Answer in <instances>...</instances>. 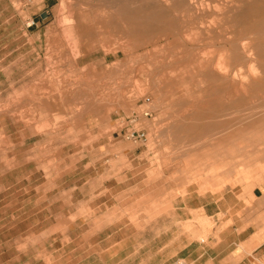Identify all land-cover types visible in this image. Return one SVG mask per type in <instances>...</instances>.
I'll return each mask as SVG.
<instances>
[{
    "label": "rangeland",
    "instance_id": "1",
    "mask_svg": "<svg viewBox=\"0 0 264 264\" xmlns=\"http://www.w3.org/2000/svg\"><path fill=\"white\" fill-rule=\"evenodd\" d=\"M82 1L0 0V264H264V0Z\"/></svg>",
    "mask_w": 264,
    "mask_h": 264
},
{
    "label": "bare ground",
    "instance_id": "2",
    "mask_svg": "<svg viewBox=\"0 0 264 264\" xmlns=\"http://www.w3.org/2000/svg\"><path fill=\"white\" fill-rule=\"evenodd\" d=\"M65 1V0H64ZM86 1V0H85ZM85 1H82V2H85ZM96 1V0H95ZM94 1V2H95ZM108 1V0H107ZM111 1V0H110ZM113 1V0H112ZM116 1H118V0H116ZM121 0H119V2H120ZM141 1V0H140ZM147 2H148V0H146ZM171 1V2H170ZM169 2H170V4H171V6H172V10L174 11V12H176V13H179V12H186L185 14L186 15H188V13H192V12H197V10L199 9V5H197L201 0H199V2H197V1H195V0H170ZM207 1V0H206ZM205 1V2H206ZM251 1V0H250ZM249 1V2H250ZM254 1V0H253ZM70 2H71V0H70ZM89 2H90V0H89ZM99 2V1H98ZM100 2H102V1H100ZM104 2H105V0H104ZM119 2H116L117 4H115V5H118V4H120ZM125 2H126V0H125ZM136 2V1H135ZM143 2V1H142ZM145 2V1H144ZM235 2V1H234ZM69 3V2H68ZM72 3V2H71ZM92 3V2H91ZM105 3H108V2H105ZM111 3V2H110ZM115 3V2H114ZM113 3V4H114ZM121 3H123V1H121ZM138 3V2H137ZM154 3V2H153ZM200 3H202V2H200ZM208 3V2H207ZM211 3V2H210ZM217 3V2H216ZM215 3V5L214 6H219V5H217ZM253 3V2H252ZM94 4H96V3H94ZM101 4V3H100ZM109 4V3H108ZM148 4V3H147ZM155 4V3H154ZM214 4V3H213ZM212 4V5H213ZM236 4V3H235ZM70 5V4H69ZM97 5V4H96ZM95 5V6H96ZM139 5H140V3H139ZM158 6H160L159 4H157ZM201 5V4H200ZM207 5H209V4H207ZM206 5V6H207ZM220 5H222V4H220ZM74 6V5H73ZM72 6V7H73ZM101 6V5H100ZM120 6H121V4H120ZM119 6V7H120ZM123 6V5H122ZM141 6V5H140ZM162 6V5H161ZM224 6V5H223ZM226 6H227V4H226ZM91 7V6H90ZM89 7V8H90ZM99 7V6H98ZM110 7V6H109ZM113 7V6H112ZM124 7H127L128 8V6H124ZM130 7H132V6H130ZM129 7V8H130ZM142 7V6H141ZM150 7H152V5L150 4ZM154 7V6H153ZM201 8H204L202 5L200 6ZM209 6H207V8H208ZM215 7V8H216ZM249 7H250V4H249ZM97 8V7H96ZM140 8V7H139ZM138 8V9H139ZM145 8V7H144ZM148 8V7H147ZM146 8V9H147ZM214 8V9H215ZM226 8H228V7H226ZM233 8V7H232ZM239 8V7H238ZM91 9H93V6L91 7ZM102 9V8H101ZM111 10H112V8H110ZM115 11L117 10V8L115 9V8H113ZM131 9V8H130ZM130 9H128V10H130ZM133 9V8H132ZM132 9H131V13H133L132 12ZM146 9H144V10H146ZM152 9V8H151ZM151 9H148L149 11L151 10ZM165 9V8H164ZM169 9V8H168ZM219 9H221V8H219ZM94 10V9H93ZM92 10V11H93ZM99 10H100V7H99ZM99 10H97L96 11V9H95V12H99ZM121 10H125V8H122L121 7ZM121 10L119 11V9L117 10V11H119L120 12V14H121V17H123L122 16V13L124 12H122L121 13ZM154 10V9H153ZM153 10H151V11H153ZM155 10H157V9H155ZM155 10L153 11V16H155V14L157 13V12H155ZM161 10H163V7H162V9ZM160 9L158 10V11H161ZM171 10V9H170ZM210 10V9H209ZM217 10H218V7H217ZM116 11V12H117ZM126 11V10H125ZM137 11V10H136ZM138 11H141V10H138ZM138 11L137 12H135V14L136 13H138ZM151 11H150V13H151ZM166 11H168V10H166ZM202 11H203V9H202ZM219 11V10H218ZM231 11V10H230ZM237 11H238V9H237ZM239 11H241V10H239ZM238 11V12H239ZM71 12V11H70ZM101 12H102V10H101ZM110 12V11H109ZM108 12V13H109ZM142 12V11H141ZM141 12H140V14H141ZM146 12V11H145ZM164 12V11H163ZM201 12V11H200ZM227 12H228V10H227ZM244 12H245V10H244ZM252 12L253 13H255L256 14V16H258L259 18H261V20L262 21H264V5H262V4H260V5H255L254 4V8L252 9ZM251 12V13H252ZM103 13V12H102ZM118 13V12H117ZM115 14V15H119V14ZM150 13H149V15H150ZM167 13V12H166ZM171 13H173L172 11H171ZM231 13V12H230ZM232 13H234V12H232ZM240 13H242V11L240 12ZM71 14V13H70ZM93 14V13H92ZM91 14V15H92ZM95 14V13H94ZM128 14V13H127ZM126 14V15H127ZM168 14V13H167ZM167 14H166V16H167ZM170 14V13H169ZM228 14H229V12H228ZM238 14V13H237ZM96 15V14H95ZM128 15H131V14H128ZM142 15V14H141ZM201 15V14H200ZM240 15V14H239ZM72 16V15H71ZM97 16V15H96ZM108 16H110L109 14H108ZM139 16V15H138ZM146 16H147V14H146ZM164 16H165V13H164ZM172 16V15H171ZM234 16H235V14H234ZM248 16V15H247ZM253 16V15H252ZM255 16V15H254ZM255 16V17H256ZM68 17V16H67ZM93 17V16H92ZM101 17V16H100ZM103 17V16H102ZM113 17V16H112ZM145 17V16H144ZM144 17H142V19L144 20V21H142L143 23L145 22V18ZM150 17H151V19H152V15H150ZM157 17V16H156ZM160 17H161V15H160ZM197 17V16H196ZM212 17V16H211ZM231 17V16H230ZM66 18V17H65ZM69 18H70V16H69ZM73 18V17H72ZM159 18V17H158ZM219 18V17H218ZM228 18V17H227ZM248 18V17H247ZM263 18V19H262ZM75 19V18H74ZM130 19V18H129ZM150 19V20H151ZM153 19H154V21H158V20H156L154 17H153ZM152 19V20H153ZM161 19V18H160ZM167 19V18H166ZM175 19H177V18H175ZM255 19H257V18H255ZM114 20V19H113ZM117 20V19H116ZM165 20V19H164ZM178 20V19H177ZM209 20H211V19H209ZM245 20H246V18H245ZM110 21V20H109ZM130 21V20H129ZM160 21V20H159ZM176 21V20H175ZM213 21V20H212ZM219 21V20H218ZM252 21V20H251ZM254 21H256V20H254ZM262 21H260V22H262ZM70 22V21H69ZM85 22V21H84ZM98 22V21H97ZM101 22V21H100ZM112 22V21H111ZM114 22H116V21H114ZM121 22V21H120ZM122 22H124V21H122ZM148 22H149V19H148ZM153 22V21H152ZM151 22V23H152ZM162 22H164L163 21V19H162ZM172 23H173V21H171ZM211 22V21H210ZM215 22V21H214ZM258 22H259V20H258ZM117 23V22H116ZM129 23V22H128ZM153 23H155L156 24V22H153ZM161 23V22H160ZM168 23V22H167ZM170 23V22H169ZM202 23V22H201ZM211 23H213V22H211ZM256 23V22H255ZM70 24V23H69ZM74 24V23H73ZM79 24V23H78ZM105 24V23H104ZM127 24V23H126ZM133 24V23H132ZM135 24V23H134ZM146 24V23H145ZM150 24V23H149ZM161 24H163V23H161ZM186 24H187V21H186ZM219 24V23H218ZM239 24V23H238ZM66 25V24H65ZM137 25H139V23L137 24ZM146 25H148V24H146ZM164 25V24H163ZM175 25V24H174ZM179 25V24H178ZM189 25V24H188ZM68 26V25H67ZM113 26V25H112ZM114 26H116L115 24H114ZM125 26V25H124ZM140 26V25H139ZM139 26H137V28L139 27ZM150 26V25H149ZM156 26H158V25H156ZM168 26V25H167ZM190 26V25H189ZM225 26V25H224ZM101 27V26H100ZM119 27V26H118ZM163 27V26H162ZM164 27H165V25H164ZM175 27L177 28V25H175ZM221 27V26H220ZM249 27V26H248ZM70 27L68 26V28L67 29H69ZM72 28H73V26H72ZM80 28V27H79ZM127 28V27H126ZM142 28V27H141ZM159 28H161L160 27V24H159V27H158V29ZM213 28V27H212ZM233 28V27H232ZM253 28V27H252ZM259 28V27H258ZM257 28V29H258ZM263 28V27H262ZM74 29V28H73ZM73 29H72V31H73ZM99 29H101V28H99ZM157 29V28H156ZM157 29V31H159ZM174 29V28H173ZM180 29V28H179ZM223 29V28H222ZM228 29V28H227ZM115 30V29H114ZM143 30V29H142ZM178 30V29H177ZM196 30V29H195ZM224 30V29H223ZM255 30H256V28H255ZM97 31V30H96ZM99 31V30H98ZM147 31V30H146ZM150 31V30H149ZM174 31H176V30H174ZM193 31V30H192ZM261 30H258V32H260ZM69 32V31H68ZM119 32V31H118ZM177 32V31H176ZM205 32H207V31H205ZM239 32H241V31H239ZM252 32H254V31H252ZM257 32V31H256ZM256 32H254V34H255V36L257 37V35H256ZM258 32H257V34H258ZM70 33V32H69ZM96 33V32H95ZM187 33V32H186ZM226 33V32H225ZM71 34V33H70ZM119 34V33H118ZM121 34H122V32H121ZM158 34V33H157ZM185 34V33H184ZM210 34V33H209ZM212 34V33H211ZM260 34H264V33H260ZM72 35V34H71ZM152 35V34H151ZM206 35V34H205ZM220 35V34H219ZM229 35V34H228ZM244 35V34H243ZM143 36V35H142ZM141 36V37H142ZM218 36V35H217ZM246 36V35H245ZM249 37L248 39H249V41H248V39H246V38H238L237 37V39L235 40V44L234 45H236V46H240L241 48H242V52H244L245 54H248V56L250 55H255V60L254 61H256V62H262V60H264V39L262 40V42H260V43H256L257 41H254L255 39H256V37ZM115 37H118V36H115ZM123 37H125V36H123ZM122 37V38H123ZM149 37H151V36H149ZM243 37V36H242ZM81 38V37H80ZM145 38V37H144ZM228 38V37H227ZM226 38V39H227ZM84 39V38H83ZM126 39V38H125ZM124 39V40H125ZM148 39V38H147ZM159 39V38H158ZM157 39V40H158ZM205 39V38H204ZM209 39V38H208ZM259 39V38H258ZM132 40V39H131ZM149 40H151V38L149 39ZM231 40V39H230ZM244 40H246L247 42H244ZM102 41H103V39H102ZM123 40H121V42H122ZM126 41V40H125ZM127 41H129L130 42V40H127ZM163 41V40H162ZM205 41V40H204ZM208 41V40H207ZM129 42H127V43H129ZM188 42V41H187ZM201 42V41H200ZM139 43H141V42H139ZM232 43V42H231ZM142 44V43H141ZM207 45V44H206ZM211 45V44H210ZM104 46V45H103ZM140 46V45H139ZM187 46V45H186ZM160 47H162V46H160ZM207 47V46H206ZM211 47V46H210ZM217 47V46H216ZM225 47V46H224ZM104 48V47H103ZM159 48V47H158ZM202 48V47H201ZM203 48H205V47H203ZM208 48V47H207ZM212 48H214V47H212ZM225 48H227V47H225ZM232 48V47H231ZM206 49V48H205ZM211 49V48H210ZM233 49V48H232ZM157 50V49H156ZM192 50H194V49H192ZM204 50V49H203ZM207 50V49H206ZM213 50V49H212ZM218 50V49H217ZM165 51V50H164ZM198 51V50H197ZM208 51V50H207ZM214 51V50H213ZM220 51V50H219ZM219 51H218V53H219ZM227 51H229L228 49H227ZM226 51V52H227ZM202 52H205V51H202ZM209 52V51H208ZM222 52H225V51H222ZM207 52H205L204 54H206ZM210 53V52H209ZM212 53V52H211ZM201 54V53H200ZM222 54V53H221ZM223 54H225V55H229V54H231V53H223ZM201 55H203V53L201 54ZM210 55V54H209ZM216 56H218V55H220V53L217 55V54H215ZM139 56V55H138ZM172 56V55H171ZM190 56V55H189ZM203 57V56H202ZM220 57V56H219ZM227 57V56H226ZM225 57V58H226ZM221 59V58H220ZM227 59L229 60V58L227 57ZM231 59V58H230ZM240 59V58H239ZM245 59H246V57H245ZM225 60V59H224ZM153 61V60H152ZM155 61V60H154ZM253 60H250V62H252ZM75 62V61H74ZM150 62V61H149ZM162 62V61H161ZM174 62V61H173ZM223 62V61H222ZM226 62V61H225ZM229 62V61H228ZM238 62H241V61H238ZM249 62V61H248ZM248 62H246V64L245 65H249L248 64ZM147 63V62H146ZM213 63V62H212ZM230 63V62H229ZM131 64V63H130ZM137 64V63H136ZM164 64V63H163ZM172 64V63H171ZM216 64V63H215ZM215 64H213V65H215ZM232 64V63H231ZM150 65V64H149ZM166 65V64H165ZM168 65V64H167ZM218 65H219V60H218ZM232 65H234V64H232ZM263 66V65H262ZM216 67H218L217 65H216ZM221 67H223V66H221ZM221 67H218V69H220ZM238 67H240V68H242L241 66H238ZM248 67V66H247ZM198 68V67H197ZM200 68V67H199ZM249 68V67H248ZM253 68L254 67H252V71H255L257 68H255L254 70H253ZM263 68V67H262ZM213 69H215V68H213ZM223 69V68H222ZM225 69V68H224ZM223 69V70H224ZM243 69V68H242ZM250 69V68H249ZM249 69H247V72L249 71ZM260 69V68H259ZM258 69V70H259ZM158 70V69H157ZM222 70V71H223ZM236 70H237V68H236ZM235 70V71H236ZM161 71H162V69H161ZM167 71V70H166ZM226 71V70H225ZM242 70H240V72H241ZM250 71H251V69H250ZM252 71H251V73H252ZM205 72V71H204ZM218 72V71H217ZM263 72V71H262ZM229 73H232V72H229ZM236 73H239V72H236ZM246 73V72H245ZM250 73V72H249ZM248 73V74H249ZM255 73V72H254ZM256 73H257V71H256ZM264 73V72H263ZM220 74H222V73H220ZM240 74V73H239ZM247 73H246V75H248ZM205 75V74H204ZM224 75V74H223ZM228 75V74H227ZM242 75H244V74H241V77H242ZM217 76H219V75H217ZM226 76V75H225ZM224 76V77H225ZM239 77H240V75H238ZM237 76V77H238ZM251 76V75H250ZM252 76H254V74H252ZM183 77V76H182ZM238 77V78H239ZM240 77V78H241ZM247 77V76H246ZM200 79V78H199ZM205 79V78H204ZM219 79V78H218ZM222 79V78H221ZM246 79V78H245ZM192 80V79H191ZM216 80V79H215ZM229 80V79H228ZM234 80V79H233ZM240 80V79H239ZM244 80V79H243ZM251 80V79H250ZM255 80V79H254ZM256 81V80H255ZM241 82V81H240ZM246 82V81H245ZM199 83H202V82H200L199 81ZM183 84V83H182ZM251 85V84H250ZM261 85V84H260ZM263 86V85H262ZM247 87V86H246ZM253 87H255V86H253ZM76 88V87H75ZM229 88V87H228ZM241 88V87H240ZM78 90V89H77ZM261 90V89H260ZM237 90L235 89V92H236ZM77 92V91H76ZM80 92V91H79ZM252 92V91H251ZM250 92V93H251ZM254 92V91H253ZM60 94V93H59ZM82 94V93H81ZM210 94V93H209ZM236 94H237V96L238 95H240V94H238V92H236ZM244 94H247L246 92L244 93ZM73 95H74V93H73ZM76 95V94H75ZM78 95V94H77ZM253 95V94H252ZM256 95V94H255ZM259 95V94H258ZM160 96V95H159ZM250 96V95H249ZM60 97V96H59ZM78 97V96H77ZM224 97V96H223ZM238 97H240V96H238ZM248 100V99H247ZM251 100V99H250ZM241 101V100H240ZM239 103V102H238ZM242 103V102H241ZM250 103H252V102H250ZM234 104H235V101H234ZM255 104H257V102L255 103ZM225 106V105H224ZM233 109V108H232ZM237 109H239V108H237ZM237 109H236V111H237ZM197 110H198V108H197ZM200 110H201V108H200ZM233 111H234V109H233ZM239 111V110H238ZM237 111V113H239V112H241V111H239L238 112ZM243 113V112H242ZM245 113V112H244ZM250 113V112H249ZM248 114V113H247ZM251 115V114H250ZM253 115H254V113H253ZM258 115V114H257ZM244 116H246V115H244ZM259 116H260V114H259ZM258 116V117H259ZM262 116H264V115H262ZM255 117H256V115H255ZM251 118H254V117H251ZM260 118H261V116H260ZM263 118V117H262ZM246 119V118H245ZM250 119V118H249ZM251 121V120H250ZM261 121V120H260ZM221 123V122H220ZM213 125V124H212ZM250 125H252V124H250ZM211 127V126H210ZM215 127V126H214ZM252 127V126H251ZM216 129V128H215Z\"/></svg>",
    "mask_w": 264,
    "mask_h": 264
},
{
    "label": "built area",
    "instance_id": "3",
    "mask_svg": "<svg viewBox=\"0 0 264 264\" xmlns=\"http://www.w3.org/2000/svg\"><path fill=\"white\" fill-rule=\"evenodd\" d=\"M150 101L149 97H146L144 99V104H148ZM142 114L144 116L150 115V111L148 109H142ZM138 113L134 114L131 119L129 120L130 122H135L138 119ZM125 136L127 139L131 140L134 143H139V144H146L148 142L149 136L146 130L142 128H136L134 125L129 126V128L126 129Z\"/></svg>",
    "mask_w": 264,
    "mask_h": 264
},
{
    "label": "crops",
    "instance_id": "4",
    "mask_svg": "<svg viewBox=\"0 0 264 264\" xmlns=\"http://www.w3.org/2000/svg\"><path fill=\"white\" fill-rule=\"evenodd\" d=\"M243 242H247L248 243V246H251L253 243V239L252 238H245V239H243ZM264 245V242H262L261 244H259L255 249H254V252H255V254L258 256V257H260L261 255H262V257L261 258H263V255H264V251H262V252H260V251H258L259 250V248H261L262 246ZM257 251V252H256ZM229 256H234V252L233 251H230V253L229 254H227L225 257H223L224 259H228V257ZM261 260V259H260ZM259 264H260V262H259Z\"/></svg>",
    "mask_w": 264,
    "mask_h": 264
},
{
    "label": "water",
    "instance_id": "5",
    "mask_svg": "<svg viewBox=\"0 0 264 264\" xmlns=\"http://www.w3.org/2000/svg\"><path fill=\"white\" fill-rule=\"evenodd\" d=\"M42 17H44V15L42 14Z\"/></svg>",
    "mask_w": 264,
    "mask_h": 264
}]
</instances>
